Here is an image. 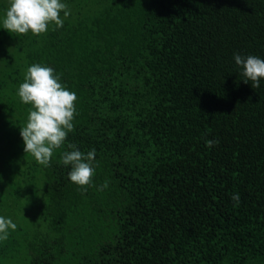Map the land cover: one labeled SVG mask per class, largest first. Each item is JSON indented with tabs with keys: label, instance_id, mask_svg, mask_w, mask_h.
Instances as JSON below:
<instances>
[{
	"label": "trees",
	"instance_id": "obj_1",
	"mask_svg": "<svg viewBox=\"0 0 264 264\" xmlns=\"http://www.w3.org/2000/svg\"><path fill=\"white\" fill-rule=\"evenodd\" d=\"M63 2L62 28L20 35L0 0V216L17 225L0 264H264V78L233 58L264 59V0ZM34 63L77 95L66 144L95 149L86 192L66 144L50 167L24 153Z\"/></svg>",
	"mask_w": 264,
	"mask_h": 264
},
{
	"label": "clouds",
	"instance_id": "obj_2",
	"mask_svg": "<svg viewBox=\"0 0 264 264\" xmlns=\"http://www.w3.org/2000/svg\"><path fill=\"white\" fill-rule=\"evenodd\" d=\"M63 13V17H61ZM71 14L69 6L63 0H9V6L2 20L3 29L9 33L26 35L44 34L52 26V30L63 27L64 18ZM235 64L240 67V75L245 84L251 82L253 89L260 87L264 78V59L256 55H233ZM21 102L30 104L27 122L20 128V137L24 144V153L30 154L43 167L51 166V159L58 149L65 147L68 134L74 131L76 115L75 101L77 95L60 82V76L54 69L34 63L29 66L24 75L23 83L17 90ZM219 144L216 139H206L205 146L215 147ZM60 153V163L70 166L67 177L86 192L93 187L95 175L96 152L84 153L73 143H67ZM105 180L98 190L108 187ZM233 206L240 203L239 193L231 196ZM17 225L10 218L0 216V241L9 236V229L15 230Z\"/></svg>",
	"mask_w": 264,
	"mask_h": 264
},
{
	"label": "rangeland",
	"instance_id": "obj_3",
	"mask_svg": "<svg viewBox=\"0 0 264 264\" xmlns=\"http://www.w3.org/2000/svg\"><path fill=\"white\" fill-rule=\"evenodd\" d=\"M8 202H1L0 205L1 206H5Z\"/></svg>",
	"mask_w": 264,
	"mask_h": 264
}]
</instances>
